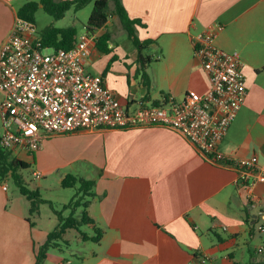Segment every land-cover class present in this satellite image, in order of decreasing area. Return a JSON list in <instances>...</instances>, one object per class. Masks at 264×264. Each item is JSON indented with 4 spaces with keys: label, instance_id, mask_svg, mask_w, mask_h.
I'll return each mask as SVG.
<instances>
[{
    "label": "crops",
    "instance_id": "obj_1",
    "mask_svg": "<svg viewBox=\"0 0 264 264\" xmlns=\"http://www.w3.org/2000/svg\"><path fill=\"white\" fill-rule=\"evenodd\" d=\"M38 1L0 0V47L19 10ZM122 1L130 16L146 25L138 28V37L153 41L148 81L141 74L137 48L113 14L103 29L77 31V37L87 33L95 38L86 71L102 75L129 111L169 96L182 101L188 93L204 94L210 82L192 39L209 25H223L216 44L240 54L248 95L220 151L237 159L257 156L264 171V0ZM105 32L112 35L109 54L96 47ZM0 125L1 136V119ZM39 153L66 169L80 164L81 170L68 174L95 182L87 212L103 231L94 243L68 230L62 247L51 250L44 264H202V255L210 257L209 264H264V230H258L264 226V182L251 190L238 184L236 169L210 163L175 131L80 130L51 137ZM10 154L24 162L35 160L24 152ZM3 186L2 181L0 264H36V248L52 231L39 229L36 237L30 218L38 217L44 204L31 215L30 201L20 192L10 196ZM60 203L53 204H68ZM72 230L80 248L75 252L66 238ZM80 231L92 236V227L81 226ZM68 252L72 261L63 257Z\"/></svg>",
    "mask_w": 264,
    "mask_h": 264
},
{
    "label": "built area",
    "instance_id": "obj_2",
    "mask_svg": "<svg viewBox=\"0 0 264 264\" xmlns=\"http://www.w3.org/2000/svg\"><path fill=\"white\" fill-rule=\"evenodd\" d=\"M223 28L219 23L209 25L192 39L209 78L206 93H188L182 101L169 96L160 104L129 111L102 75L86 71L94 37L87 33L76 37L70 49L48 48L36 24L18 17L0 47V148L34 156L57 135L164 127L182 135L210 163L236 169L237 183L251 190L264 182L258 157L237 159L220 151L248 95L240 54L216 44ZM33 175L39 179L42 173ZM3 190H8L7 183ZM200 262L209 264L210 257L202 255Z\"/></svg>",
    "mask_w": 264,
    "mask_h": 264
},
{
    "label": "trees",
    "instance_id": "obj_3",
    "mask_svg": "<svg viewBox=\"0 0 264 264\" xmlns=\"http://www.w3.org/2000/svg\"><path fill=\"white\" fill-rule=\"evenodd\" d=\"M91 3L94 6L87 23L88 31L94 32L103 29L109 21L110 14L117 16L124 31L138 50L141 74L148 81L146 68L152 62V58L145 54V50L151 47L153 41H142L138 37V28H145L146 25L140 19L130 16L122 0H40L39 4L29 2L24 5L19 10L18 16L35 23L34 16L41 4L47 14L59 21L64 19L70 10L79 12ZM40 34L43 38L44 46L53 49H70L77 37V30L74 27L56 28L49 26ZM111 42V33L105 32L97 38L96 47L101 53L109 54L111 52ZM21 168L27 169L29 164L12 158L9 152L0 148V183L9 176L13 178L19 192L31 203V215L38 213L41 204H48L58 218V226L49 233L46 241L36 248V264H44L51 250L62 247L64 234L70 229L80 232L84 242H100L103 237V231L95 226V222L89 217L87 212L91 200L95 197L93 192L94 181L67 174L62 180V187L76 188L77 192L68 204L55 207L52 202L42 198L38 189L32 190L26 185L23 177L19 174ZM67 211L69 215L64 216ZM81 226L92 227V236L89 237L86 233H82L80 231Z\"/></svg>",
    "mask_w": 264,
    "mask_h": 264
},
{
    "label": "rangeland",
    "instance_id": "obj_4",
    "mask_svg": "<svg viewBox=\"0 0 264 264\" xmlns=\"http://www.w3.org/2000/svg\"><path fill=\"white\" fill-rule=\"evenodd\" d=\"M37 2L39 1L37 0ZM93 6V3H91L79 12L70 11L61 21H56L52 16H50L40 8L34 16L38 32L42 33L49 26H73V23L76 22L74 28H76L79 33H82L84 32L85 26H87L88 19L93 10ZM151 48L154 49V47H150L149 49L145 50L146 55L152 56V53L154 52L151 50ZM0 132H2L1 125ZM41 155L42 154L37 152L35 154V160H33V158L31 157L25 158L24 160L27 164H29V168H21L19 170V174L23 177L26 185L30 189H38L45 200L52 201L53 203L58 205L61 204L60 202L62 201L65 203H69L76 194L77 189L72 188L69 190H65V188L62 187L61 183L68 172H76L74 170H81L80 164H76L74 167L66 169L59 161L56 160L52 162L48 159L44 160ZM35 171H39L42 173V176L39 179H36L34 177L33 173ZM3 183H7L10 196L19 194V190L15 185L12 177H7L5 181H3ZM30 221L35 225L34 227L37 231L35 232L36 237H38L39 229L45 231L50 230L51 232L55 229V226H57V219L48 204L41 205L40 215L38 217H31ZM66 238L71 242V249H73L74 252L80 249L77 242L76 231H70L67 234ZM70 252L66 253V257H63L67 258V260L72 261L73 259L70 257Z\"/></svg>",
    "mask_w": 264,
    "mask_h": 264
}]
</instances>
